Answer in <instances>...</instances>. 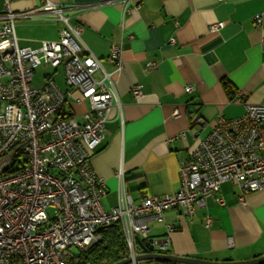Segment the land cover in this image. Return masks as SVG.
I'll return each instance as SVG.
<instances>
[{"label":"crops","instance_id":"crops-1","mask_svg":"<svg viewBox=\"0 0 264 264\" xmlns=\"http://www.w3.org/2000/svg\"><path fill=\"white\" fill-rule=\"evenodd\" d=\"M52 1L63 8L72 25L82 28V55L90 51L107 71H114L117 63L111 54L116 46L123 63L114 76L118 98L106 136L91 158L94 170L106 180L105 208L119 204L122 191L135 203L147 192H174L181 186V161L190 158L199 134L221 116L243 115L247 103H264V0ZM6 5L7 0H0V13ZM40 6L41 0L10 3L16 12ZM219 21L225 22L224 27L212 30ZM63 26L55 14L17 19L19 44L39 48L45 40H58ZM136 84L142 85L139 97L132 91ZM188 84L193 86L190 92ZM70 104L76 114L90 108L88 100ZM181 132L186 139L168 140ZM207 217L212 219L210 226ZM169 224L175 227L170 234ZM148 226L144 242L169 239L166 250L153 251L210 261L262 256L264 187L245 191L226 181L192 218L174 206L163 219L150 217Z\"/></svg>","mask_w":264,"mask_h":264},{"label":"built area","instance_id":"built-area-1","mask_svg":"<svg viewBox=\"0 0 264 264\" xmlns=\"http://www.w3.org/2000/svg\"><path fill=\"white\" fill-rule=\"evenodd\" d=\"M11 1L0 13V264H81L72 260L75 255L69 249L88 248L101 239L99 227L114 223L121 225L134 258L136 236L148 237L150 217L163 219L166 210L179 206L192 218L226 181L245 191L264 187V103H247L243 115L221 116L199 134L190 158L181 161L177 190L147 192L138 203L122 191L119 204L105 208L106 180L94 170L91 158L106 136L118 98L114 76L123 69L119 48L114 46L111 54L116 70L107 71L100 57L90 51L81 54L82 28L69 22L58 3L41 0L37 9L16 12ZM39 13L45 18L55 14L64 22L60 38L45 40L39 48L21 46L17 19ZM255 19L262 22L259 14ZM224 25L219 21L211 28ZM262 44L264 50V38ZM43 60L64 66L66 90L50 73L42 86L32 84ZM99 71L101 76L96 75ZM192 89L186 86L188 92ZM132 91L139 97L142 85ZM84 100L90 108L73 113L70 102ZM177 137L186 139V133L168 140ZM118 174L123 176V170ZM217 200L223 202L221 197ZM206 223L210 226L212 219L207 217ZM167 227L169 234L175 230ZM168 242L166 238L151 243L166 250Z\"/></svg>","mask_w":264,"mask_h":264},{"label":"trees","instance_id":"trees-1","mask_svg":"<svg viewBox=\"0 0 264 264\" xmlns=\"http://www.w3.org/2000/svg\"><path fill=\"white\" fill-rule=\"evenodd\" d=\"M225 84L227 89L232 91L231 83L226 81ZM98 232L101 235V239L88 248L81 249L78 255L72 257L74 262L81 264H113L130 256V250L119 223L104 225ZM156 261L157 264H187L162 260Z\"/></svg>","mask_w":264,"mask_h":264},{"label":"water","instance_id":"water-1","mask_svg":"<svg viewBox=\"0 0 264 264\" xmlns=\"http://www.w3.org/2000/svg\"><path fill=\"white\" fill-rule=\"evenodd\" d=\"M101 227H99L98 230ZM136 242L137 245L140 247L141 251L138 252V254H136L134 258L132 256H129L113 264H130L133 263L134 261H138L142 259H155V260L170 261V262L172 261V262L187 263V264H263L264 263V255L242 261H212V260L210 261L201 258L180 256L167 252L153 251L155 249V246L151 243L152 240L150 239L149 241L144 242V240L140 236H136Z\"/></svg>","mask_w":264,"mask_h":264},{"label":"rangeland","instance_id":"rangeland-1","mask_svg":"<svg viewBox=\"0 0 264 264\" xmlns=\"http://www.w3.org/2000/svg\"><path fill=\"white\" fill-rule=\"evenodd\" d=\"M50 73L53 74L55 80L58 82L61 88L64 90L67 89V83H66V76H65V70L63 65H59L58 67L53 66L51 63L46 62L43 60L34 70V76L32 80V84L34 86H42L44 82L46 81V75ZM78 93H75L77 95ZM140 247L137 245L136 250H139ZM69 252L74 255H78L80 252V249L76 246H73L69 249ZM150 259H142L135 261L130 264H154V262H151ZM164 264V263H161Z\"/></svg>","mask_w":264,"mask_h":264}]
</instances>
